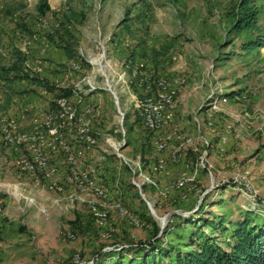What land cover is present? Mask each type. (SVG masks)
Instances as JSON below:
<instances>
[{"label":"rangeland","instance_id":"374dc122","mask_svg":"<svg viewBox=\"0 0 264 264\" xmlns=\"http://www.w3.org/2000/svg\"><path fill=\"white\" fill-rule=\"evenodd\" d=\"M241 2L0 0V264H89L163 233L160 241L183 248L195 227L180 226L191 220L228 247L234 221L264 223V47L244 49L264 40V0L249 5L254 27L240 29ZM24 74L31 79H16ZM161 92L172 103L152 130L136 102ZM60 99L78 119L62 130L81 139L75 148L84 129L96 138L78 171L92 172L108 189L103 202L126 211L101 206L103 225L68 180V151L47 154L56 175H33L18 164L33 151L5 143V119L14 135H49ZM165 135L173 139L158 150ZM55 181L64 192L49 187Z\"/></svg>","mask_w":264,"mask_h":264},{"label":"built area","instance_id":"2783aa9c","mask_svg":"<svg viewBox=\"0 0 264 264\" xmlns=\"http://www.w3.org/2000/svg\"><path fill=\"white\" fill-rule=\"evenodd\" d=\"M136 103L137 108L140 110V115L147 127L152 130L164 127V122L161 119L162 111L164 107L172 103V96L161 92L155 99L147 98L144 100H137ZM54 108L60 110V114H57L55 109L50 112L51 117L55 121L48 124H53V128L49 130V135L47 136H44L43 132L40 134L30 133L14 135L11 133V129L15 122L10 119L3 120L2 127L3 133L5 134L4 138L6 145L11 147L16 146L15 152H18V147L22 146H26L33 151L31 157H22L18 160V164H21L26 171L33 175H36L37 171H41L44 172L46 176H54L57 174V169L50 167L49 155L47 154L64 149L69 152L70 173L68 180L78 184L80 193L77 197L88 202L89 207L94 211L96 221L99 225H103L107 217V210L101 211V206L104 208L114 207L120 212L126 213L120 201L112 203L103 202L109 197L108 189L99 183L92 172L80 173L78 171L79 160L83 156L84 150H90L96 144V138L91 135L90 129L87 128L83 130L84 136L82 140L85 142L84 148H75L78 146L77 143H81V139L79 137H73L71 140H68L67 137L70 135L62 131L63 129L69 130V128H72L78 121L75 111L68 105L67 99L57 100ZM172 139V135L162 136L156 143L158 150L166 149ZM187 141H189V139ZM160 167H163V165L160 164ZM184 183L185 181H181L178 185H183ZM49 187L59 192H64L65 190L64 185L56 181L51 183ZM83 196H88V200L83 198ZM70 197L73 201L76 200L72 195ZM0 209H2V204L0 205ZM135 221L137 222L136 219ZM63 234L69 238L76 237L71 231L65 230Z\"/></svg>","mask_w":264,"mask_h":264},{"label":"trees","instance_id":"16d2710c","mask_svg":"<svg viewBox=\"0 0 264 264\" xmlns=\"http://www.w3.org/2000/svg\"><path fill=\"white\" fill-rule=\"evenodd\" d=\"M254 0H242L239 8L243 9V18L238 21V26L242 28V24L246 27H254L256 20V12L249 5ZM262 42L250 43L244 47L246 50L255 48H263ZM68 58L74 56L68 52ZM17 71L15 68L10 70V73ZM16 79L26 80L31 79L29 75H20ZM36 84L44 87L42 80L34 78ZM67 97H72L73 93L67 92L64 94ZM201 220V219H200ZM205 226L218 228L216 220H203ZM193 225L194 230L190 231L187 236V242L180 248V245L175 243H163L160 241L164 237H157L149 243L137 244L128 246L126 249L110 250L104 253L94 263L89 264H264V223L259 224L252 220L249 215L237 219L233 223L231 234L232 243L225 247L215 239V236H210L202 231L201 221L191 220L182 224V230H187V226ZM223 223L219 222V226ZM175 228V227H174ZM160 231L156 233L158 236ZM181 236V235H180ZM104 257L101 261V258ZM109 260L106 263V258Z\"/></svg>","mask_w":264,"mask_h":264},{"label":"water","instance_id":"95a60500","mask_svg":"<svg viewBox=\"0 0 264 264\" xmlns=\"http://www.w3.org/2000/svg\"><path fill=\"white\" fill-rule=\"evenodd\" d=\"M108 85V87H109V90L113 93V95H114V97H115V99H116V101H117V105H119V101L117 100V96H116V94L112 91V89H111V86L109 85V84H107ZM121 109H120V107H119V111H120ZM120 113H121V115H123V113L120 111ZM146 201H147V204H148V206H149V208H150V210H151V212L152 213H154L155 215H156V213H155V210H154V207L152 206V204H151V202L150 201H148L147 199H146ZM165 219L166 218H163V226H165Z\"/></svg>","mask_w":264,"mask_h":264},{"label":"crops","instance_id":"0c3cea01","mask_svg":"<svg viewBox=\"0 0 264 264\" xmlns=\"http://www.w3.org/2000/svg\"><path fill=\"white\" fill-rule=\"evenodd\" d=\"M25 218H27V221L32 220V217H30V216H28V215H27V217H25ZM22 221L24 222V219H22ZM34 226H35V228H37V229L39 230V234H40V235H43V234H42V232H43V225H42L40 222H38V223L34 224ZM40 232H41V233H40Z\"/></svg>","mask_w":264,"mask_h":264}]
</instances>
